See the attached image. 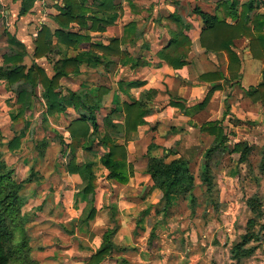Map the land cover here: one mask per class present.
<instances>
[{"label":"rangeland","instance_id":"rangeland-1","mask_svg":"<svg viewBox=\"0 0 264 264\" xmlns=\"http://www.w3.org/2000/svg\"><path fill=\"white\" fill-rule=\"evenodd\" d=\"M53 1L44 0V5L39 4L38 14L43 23H38L21 21L18 15L8 12L13 8L5 0H0V67L7 65L5 59L12 52H24V63L31 65L39 25L45 24L50 30L55 28L50 14L58 11L53 9ZM22 26H25V31ZM71 26L77 29L74 24ZM60 56L61 53L53 50L35 61L52 75V62ZM77 75L61 78V94L67 96L73 85L79 83ZM99 81L105 87L109 82ZM15 89V85L10 86L0 80V149L17 182L30 178L22 185L20 196L27 217L25 236L33 260L39 264H84L98 248L103 231L114 228L113 241L125 243L129 249L112 252L100 264H264V120L253 116L257 113L252 108L240 103L235 111L238 117L234 113L226 117L231 120L230 124L222 118V124L229 133L230 146L238 140L253 146L247 162L238 163L239 155L227 152L206 160L204 150L209 146L211 136L202 132L200 152L188 159L195 176L196 203L193 207L187 199L178 197L167 215L163 216L159 212L161 194H152L150 180L145 189V181L136 188L117 189L97 174V212L93 220L77 225L74 220L80 216L85 202L80 199L78 186L70 191L72 181L68 180L65 171L68 159L58 158L57 136L68 137L67 126L72 118L78 117V113L69 112L67 108L63 113L44 118L45 101L38 86L32 96L29 94L30 102L24 119L13 121L20 107L16 102ZM227 109L230 110L228 106ZM226 112L227 115L229 111ZM104 113L99 110L97 120L100 121ZM235 120L241 122L237 127L232 124ZM17 135L20 137L19 148L8 149L7 143ZM95 145H92L93 150L97 148ZM175 148L176 145L171 149L177 150ZM40 149H44L42 154H39ZM77 154L79 159H84L83 152L78 151ZM98 154H101L100 149L92 153L91 158ZM180 154L185 156L184 152ZM206 162L211 165L209 171L214 189L211 194L206 191L207 185L202 180L200 169ZM252 197L261 204L260 214L250 208L248 200ZM129 201L136 204L134 209L127 203ZM76 203H80L79 206ZM139 203L143 204L139 206ZM144 209L150 211L138 224L136 221ZM252 218L255 224L248 227ZM155 224V235L150 238ZM249 230H253L259 239L244 245L248 248L247 253L234 257L231 253L234 244L241 242Z\"/></svg>","mask_w":264,"mask_h":264},{"label":"trees","instance_id":"trees-1","mask_svg":"<svg viewBox=\"0 0 264 264\" xmlns=\"http://www.w3.org/2000/svg\"><path fill=\"white\" fill-rule=\"evenodd\" d=\"M36 0H21L19 15H25ZM253 0H249L240 6L237 15L238 2L232 0L228 7L222 9L221 14L214 15L205 13L199 8H194V12L202 19L204 27L199 33L200 46L207 52L223 51L226 54L229 74L228 81L239 83L240 80V58L233 49V40L245 37L249 40V49L254 59L262 64V80L254 86L246 89V95L253 101L259 102L264 107V14L255 15L250 18L249 12L252 9ZM223 5L221 4V7ZM57 14L52 16L55 28L50 30L42 24L37 31L34 40L32 57L34 61L27 66L24 63V52H12L7 55L5 67H0V80L6 81L10 86H16V102L20 105L17 115L13 121L23 120L30 102V95L35 93L36 88H41V96L44 99V118L54 116L66 111L68 107L78 113V117L73 119L67 126L68 137L64 138L58 134L59 152L58 158L65 159V171L68 174H77L81 178L78 185L80 199L85 202L80 216L74 221L77 225L87 223L94 219L97 212L95 206V192L97 188V177L94 167L99 164L107 170L106 177L119 184H126L130 177L134 175V167L128 161L127 149L124 143H117L119 134L128 135L135 132L140 125L145 123V116L150 113L148 105L151 90L146 91L140 98L134 101H124L121 111L113 108L111 112L103 117L102 130L97 122L96 113L101 108V100L107 93V88L99 87L94 95L84 89L71 91L67 96L60 92V80L69 75L80 73L81 66L97 68L101 65L110 67L111 61H104L98 54L105 56L119 57V63L127 65L131 63V58L121 45L127 41H132L141 35L136 31V25L127 24L124 27L123 35L120 38H113L108 44L101 41L91 42V35L83 32V28L91 32H112V17L116 7L112 0H62L57 6ZM1 14V13H0ZM226 16L237 19L233 24L226 22ZM170 21L176 24V29L171 30V38L168 44L162 47L157 56L165 61L173 69H179L187 64V55L191 47V39L185 30V24L178 15H170ZM248 19L249 22L247 21ZM77 27L72 29L71 25ZM56 40V42H54ZM86 50H77L75 47L81 43H89ZM61 46H64L63 50ZM73 49L69 55L68 49ZM67 49V50H66ZM55 50L61 53L59 59L52 63V75L35 60L46 57ZM200 79L206 82H216L223 78L220 71L202 73ZM127 86V85H126ZM131 86V85H129ZM125 91L123 82L119 83V88ZM219 85H213L204 99L196 106L203 108L209 101L212 92L218 89ZM173 105L174 101L170 102ZM228 111V109L226 110ZM223 112V117L226 115ZM119 116V117H118ZM117 119V120H116ZM236 123V122H235ZM200 131L212 137L208 148L204 151L205 159L211 160L219 153H236L239 155L238 163L247 162L253 146L246 141L239 140L230 146L229 133L222 124V119H214L204 122L200 126ZM2 137L0 134V145ZM99 147L101 154L99 158L79 159L78 151L91 150L92 145ZM45 147V143H43ZM20 146V137L14 136L8 143L7 148L15 150ZM39 150V154L41 153ZM165 155L150 157L147 159L143 173L148 175L152 182V190L157 189L161 193L159 212L163 216L167 215L168 209L178 197H184L193 207L196 203L194 195L195 176L189 168V161L184 157L166 160L168 153L174 154V150H164ZM42 154V153H41ZM202 180L207 185L206 191L213 192V183L210 176L211 165L209 162L200 166ZM30 178L17 182L10 169L2 157L0 149V264H39L31 258V248L28 238L25 236L24 223L27 220L23 212V202L20 196L22 185ZM253 212L261 213V204L252 197L248 200ZM213 204V203H212ZM214 205V204H213ZM215 206V205H214ZM147 209L142 213H147ZM248 227L255 224V219L248 221ZM155 226L150 231V238L155 235ZM116 229L108 228L102 235L98 248L90 254L84 264H100L114 251H126L128 246L116 244L113 235ZM258 236L253 230L247 231L239 243H235L232 248V255L239 258L241 254L248 252L244 245L253 240H258Z\"/></svg>","mask_w":264,"mask_h":264},{"label":"crops","instance_id":"crops-1","mask_svg":"<svg viewBox=\"0 0 264 264\" xmlns=\"http://www.w3.org/2000/svg\"><path fill=\"white\" fill-rule=\"evenodd\" d=\"M5 1L13 8L8 12L18 15L21 21L34 20L43 23V20L39 18L38 7L39 4L44 5V0H36L25 15H19L21 0ZM61 1L54 0L52 2L55 12H57V6L61 4ZM91 1L89 0V2ZM236 1L238 2V15L240 6L249 0ZM112 2L116 7L112 17L114 23L112 32H91L84 28L82 30L91 35V42L101 41L108 44L113 38H120L123 35L124 27L127 24H135L136 31L141 35L121 45V49L125 50L131 58V63L122 65L119 63V57L105 56L99 53L98 56L105 62L109 60L112 62L110 67L104 65L97 68L81 66L79 75L75 76L79 79V83L73 85L71 90L84 89L94 95L99 87H105L102 81H97L109 80L105 87L108 91L103 95L99 109L105 113L100 121L97 120L101 127L103 126V117L113 108L121 111L124 101L137 100L148 90H151L148 103L151 109L150 113L145 116V123L140 125L135 132L128 135L122 134V136L119 134L117 138V143L126 145L128 161L134 167V175L126 184H119L108 179L106 177L107 170L99 164L94 167L96 175L99 174V177L107 179L117 189L139 187L143 181H145L143 184V189H145L148 187V181H151L149 176L143 173L147 159L165 155L167 152L164 153V150H172L171 148L175 145L177 150H174V154L168 153L167 161L184 156L180 152L185 153L184 158L187 160L196 157L200 152V143L203 142L204 135L200 131V126L210 120L222 119L227 106L230 110L225 115L224 121L229 124L231 120L226 117L232 113L238 117L235 111L240 103L256 111L257 114H253V116H259L256 118H259L260 121L264 120V107L259 102H253L246 95V89L249 86L257 85L262 80V64L252 57L249 40L245 37L233 40V49L240 58L239 83H235L234 80L228 81L226 54L223 51L207 52L199 43V33L204 25L200 16L193 11L194 8L197 7L212 15L221 14L222 9L228 7L232 0H112ZM173 14L178 15L188 25L185 32L191 39L187 64L179 69H173L157 56L158 51L168 44L171 38L170 31L176 29V24L168 19ZM260 14H264V0H253L252 9L249 12L250 18ZM50 15L54 16L55 14ZM249 20L247 21L249 22ZM236 21L237 19L226 16V22L233 24ZM22 30L25 31V26H22ZM61 47L63 50L65 49L64 46ZM89 47L90 42L78 44L75 48L86 50ZM67 52L73 53V49L70 48ZM216 71L223 73V78L220 81L206 82L199 77L202 73ZM120 82H123L124 88L129 89L121 90ZM214 84L220 87L213 92L203 108H198L196 105L204 99ZM171 101L182 105L183 108L171 104ZM227 101L229 104H225ZM68 111L75 113L71 107H68ZM232 124L237 127L241 122L235 120ZM210 139L212 140L211 137ZM96 147V150L91 148V150L84 151L82 154L84 158L93 160L99 158V155L91 158L92 153L99 149L98 146ZM67 178L72 181L70 191L75 190L76 186L81 183V178L77 174L67 173ZM154 193L160 192L153 189L152 194ZM127 203L133 209L136 207L133 201ZM79 204L76 203V206ZM140 204L143 203H139V206ZM147 210V213H142L136 221L138 224H141L145 215L149 213L150 209ZM122 245L127 246L125 243Z\"/></svg>","mask_w":264,"mask_h":264},{"label":"built area","instance_id":"built-area-1","mask_svg":"<svg viewBox=\"0 0 264 264\" xmlns=\"http://www.w3.org/2000/svg\"><path fill=\"white\" fill-rule=\"evenodd\" d=\"M35 36H36V34H35Z\"/></svg>","mask_w":264,"mask_h":264}]
</instances>
